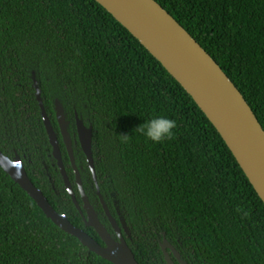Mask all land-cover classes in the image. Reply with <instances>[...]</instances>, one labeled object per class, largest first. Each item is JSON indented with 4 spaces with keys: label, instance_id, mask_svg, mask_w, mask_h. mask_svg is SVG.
Masks as SVG:
<instances>
[{
    "label": "trees",
    "instance_id": "obj_1",
    "mask_svg": "<svg viewBox=\"0 0 264 264\" xmlns=\"http://www.w3.org/2000/svg\"><path fill=\"white\" fill-rule=\"evenodd\" d=\"M156 1L221 66L264 128V0ZM33 73L53 118L61 99L93 124L103 195L119 203L140 264H167L165 238L188 264H264V202L193 98L99 3L0 0V93L13 102L12 147L32 155L45 144ZM24 103L28 119L17 113ZM160 114L177 122L172 140L154 144L134 132ZM43 192L84 229L67 192L63 210ZM0 264L112 263L53 223L0 166Z\"/></svg>",
    "mask_w": 264,
    "mask_h": 264
},
{
    "label": "water",
    "instance_id": "obj_2",
    "mask_svg": "<svg viewBox=\"0 0 264 264\" xmlns=\"http://www.w3.org/2000/svg\"><path fill=\"white\" fill-rule=\"evenodd\" d=\"M106 9L123 27L157 59L168 73L193 98L209 121L217 129L256 193L264 202V128L244 95L224 72L213 57L196 39L156 0H95ZM34 87L54 155L60 161L65 186L82 215L87 226L93 228L104 246L84 229L76 227L68 215L60 214L49 202L42 190L29 178L20 157L11 159L0 147V166L3 170L39 205L45 215L67 234L76 237L91 253L112 264H140L121 228L114 220L100 195L107 215L118 236L115 239L100 221L94 207L82 188L80 173L74 165L77 184L80 187L84 207L79 205L73 186L67 176L61 159L60 144L47 115L42 90L36 74L33 73ZM56 115L64 143L72 155L69 122L61 101H56ZM79 137L84 153L88 158L93 177L97 182L93 156V128H86L79 122ZM124 230L129 229L122 220ZM167 264H188L177 249L165 238L161 243ZM177 263H176V261Z\"/></svg>",
    "mask_w": 264,
    "mask_h": 264
},
{
    "label": "flooded vegetation",
    "instance_id": "obj_3",
    "mask_svg": "<svg viewBox=\"0 0 264 264\" xmlns=\"http://www.w3.org/2000/svg\"><path fill=\"white\" fill-rule=\"evenodd\" d=\"M37 77V76H36ZM34 81V80H33ZM34 85V83H33ZM35 89V87H34ZM35 97L38 102L40 113L43 121V126L45 131L42 133V141L45 144L37 143L34 149V154H30L28 149H21V151H18L16 148H13V142H14V135H13V118L12 114L15 112L14 108L12 107L13 102L11 99H7L6 95H3L0 93V147L2 150H7L8 147H11L10 153L11 159H14L16 157H20L26 172L30 178L32 176L35 181L39 184V186L47 191L50 196L53 198L55 205L58 206L59 209L65 208V203L63 199V193L64 191L67 192V194L70 196L68 189L65 186L64 176L60 167V161L55 157L54 155V147L51 144L50 136L48 133V130L46 128L42 109L40 106V102L38 100V92L35 89ZM42 99L45 106V109L47 111V115L49 119L51 120L53 129L57 135L59 144H60V150H61V159L62 163L64 165L65 171L67 173V176L73 186L74 192L76 194L77 200L79 202V205L83 208V197L81 194V190L79 185L77 184V175L74 169V165H76L79 173H80V180L82 184L83 191L85 193V196L88 198L91 205L94 207L96 213L99 216L100 221L107 227L108 231L112 234V236L118 240V236L112 226L110 217L107 215L104 206L102 204V200L100 198V195L104 199L109 212L114 220H116L117 224L119 225V228L122 230L123 236L126 238L129 244L133 243V233L130 228V226L127 224L126 219L123 216V213L121 212V208L119 203L115 200L114 194L110 193L109 201L106 200V198L103 195L101 186L104 184L103 181L100 179L98 172H97V158H96V151H95V128L91 121L89 119H86L84 115L78 112L76 107H72L70 110L68 108H65V105L61 99H54L53 101V109L55 113V118H53L52 113L49 114L48 110L46 108V98L43 95L42 91ZM56 101H61L63 104L65 110H66V116L67 120L69 122V134L71 137V148H72V155L70 154L66 144L64 143L61 129L58 123L57 115H56ZM29 108L27 107V104L24 103L19 109L17 113H20L26 117L27 119L30 118L29 115ZM23 118V120H24ZM83 122V125L86 128H93V156H94V166L96 169V176H97V182L95 181L93 177V172L91 170L90 164L88 162V158L86 154L83 151L80 137H79V122ZM26 126L30 127L31 129L33 126L31 123H25ZM21 136V134H20ZM19 136V137H20ZM46 136V137H45ZM47 139V142H46ZM43 145V146H42ZM3 151V152H5ZM5 154V153H4ZM9 157V156H8ZM36 186V185H35ZM37 187V186H36ZM38 188V187H37ZM39 188L40 190H42ZM42 190V192H43ZM44 193V192H43ZM45 195V194H44ZM46 196V195H45ZM71 197V196H70ZM110 198H113L112 201H110ZM72 199V198H71ZM73 201V200H72ZM50 202V201H49ZM74 203V202H73ZM75 205V203H74ZM76 207V205H75ZM77 209V207H76ZM82 225L84 227V230L86 229H93L91 227L87 226V222L85 218H87L86 212L83 210L84 215L80 213V211L77 209ZM122 220L126 223L129 234H127L124 230ZM94 230V229H93ZM96 232V231H95ZM97 233V232H96ZM98 235V234H97ZM99 237V235H98ZM94 238V237H93ZM100 238V237H99ZM101 240V238H100ZM102 241V240H101ZM100 243V242H99ZM101 244V243H100ZM102 245L104 246V243L102 242ZM177 263V262H176Z\"/></svg>",
    "mask_w": 264,
    "mask_h": 264
},
{
    "label": "clouds",
    "instance_id": "obj_4",
    "mask_svg": "<svg viewBox=\"0 0 264 264\" xmlns=\"http://www.w3.org/2000/svg\"><path fill=\"white\" fill-rule=\"evenodd\" d=\"M177 127L178 125L175 119H172L167 115L160 114L145 121L142 125L137 127L134 132L143 136L147 141L154 144H160L165 141L172 140ZM121 136L125 140L128 138V136Z\"/></svg>",
    "mask_w": 264,
    "mask_h": 264
}]
</instances>
